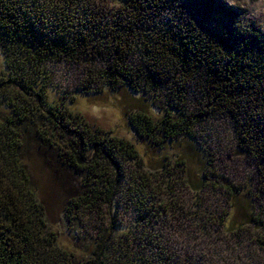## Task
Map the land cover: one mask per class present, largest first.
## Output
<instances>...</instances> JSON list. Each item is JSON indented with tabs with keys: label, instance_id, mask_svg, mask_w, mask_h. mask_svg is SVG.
<instances>
[{
	"label": "trees",
	"instance_id": "16d2710c",
	"mask_svg": "<svg viewBox=\"0 0 264 264\" xmlns=\"http://www.w3.org/2000/svg\"><path fill=\"white\" fill-rule=\"evenodd\" d=\"M35 1L0 0V49L6 69V73H0V88L5 91L16 88L3 104L10 114H4L0 120V264L77 263L47 228L43 206L24 164L26 150L48 149L75 172L100 167L104 175L108 168L115 167L114 158L136 157L130 144L115 138L91 137L84 121L76 120L77 115L70 122L66 110L56 112L55 106L41 98L47 85L44 65L51 57L60 60L69 55L67 58L72 59L74 52H81L82 60L88 61L87 52L95 42L90 44L83 36L75 38V27L89 29L92 35H109L108 70L104 75L98 73L99 77L107 78L109 85H119L121 80L129 90H134L133 78H139L146 84L171 81L179 86L176 91L197 88L199 106L203 108L200 115L227 117L242 131V143L250 145L246 152L261 163L255 170V187L256 196L264 198L262 27L251 20L243 21L236 13L227 14L219 0H64L58 12L55 7L43 6V2L31 6ZM49 10L61 13L59 19L53 17L60 29L57 39L39 32L38 23L48 19L53 12ZM222 23L227 24L226 28ZM136 49L143 53L138 56V63L131 60ZM33 99L37 101L35 104ZM37 116L45 117L52 141L39 130ZM128 122L139 138H148L155 127L141 114L137 120L130 118ZM187 122L184 112L167 108L161 121L163 139L174 141L184 134ZM68 123H73L78 131L67 128ZM58 130L72 138L64 140ZM188 138L189 149L206 161L199 144L191 136ZM79 148L81 152L91 148L92 158L84 162V152ZM212 176L229 200L232 216L228 229L239 231L245 225L262 228L263 219L253 203L256 196L230 183L223 175L212 173ZM207 179L204 173L196 180L191 178L190 189L203 190ZM100 185L105 194L90 188L81 198L82 203L93 205L98 199L108 204L114 182L102 178ZM102 250L101 246L93 250L91 264H100Z\"/></svg>",
	"mask_w": 264,
	"mask_h": 264
},
{
	"label": "rangeland",
	"instance_id": "374dc122",
	"mask_svg": "<svg viewBox=\"0 0 264 264\" xmlns=\"http://www.w3.org/2000/svg\"><path fill=\"white\" fill-rule=\"evenodd\" d=\"M41 2L47 8H57V12L64 6V0H36L30 5L40 6ZM219 3L227 14L236 13L243 21L251 20L264 29V0ZM57 12L38 23L39 32L50 39H57L60 32L53 18L59 19L61 13ZM226 23H222L223 28ZM74 32L75 38L83 36L90 44L95 42L87 52L88 61L82 60L81 52H74L72 59L67 58L69 55L60 60L51 57L44 65L47 85L41 98L55 106L56 112L66 110L70 122L77 115L76 120L84 121L91 137L115 138L130 144L136 157L114 158L115 167L108 168L104 175L100 167L75 172L48 149L35 152L30 148L23 153L47 228L57 236L59 246L72 253L76 264H91L97 246L103 248L100 264H264V198L256 196L255 187V170L261 163L246 152L250 145L242 143L240 128L227 117L200 115L203 108L199 106L197 88L176 91L179 86L171 81L146 84L139 78H133L134 90L121 80L119 85H109L107 78L98 75L108 70L109 35H92L81 27H75ZM133 54L131 60L138 63V56L143 53L136 49ZM4 72L0 49V73ZM6 91L0 88V120L10 114L3 104L16 88ZM167 108L181 110L188 120V127L182 130L185 133L174 141L163 139L161 121ZM140 114L155 126L148 138H139L128 122L130 118L137 120ZM35 118L39 130L52 141L45 117ZM68 124L67 128L78 131L73 123ZM57 132L64 140L72 138L63 130ZM190 136L208 161L189 149ZM83 156L84 162L89 161L91 148ZM202 173L208 175L206 186L194 192L188 181L196 180ZM212 173L223 175L256 196L253 203L263 219L262 228L245 225L239 231L228 229L232 216L229 200ZM102 178L114 182L108 204L98 199L93 205L82 203L81 198L90 188L105 194L100 185Z\"/></svg>",
	"mask_w": 264,
	"mask_h": 264
}]
</instances>
